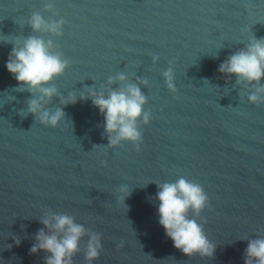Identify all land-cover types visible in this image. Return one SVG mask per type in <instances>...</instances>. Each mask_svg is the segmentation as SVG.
I'll return each instance as SVG.
<instances>
[{"label": "water", "instance_id": "obj_1", "mask_svg": "<svg viewBox=\"0 0 264 264\" xmlns=\"http://www.w3.org/2000/svg\"><path fill=\"white\" fill-rule=\"evenodd\" d=\"M56 21L59 33L46 26ZM30 36L67 61L42 85L55 88L50 97L5 68ZM261 38L264 0H0V264H46L51 253L30 248L58 214L84 228L71 264H244L248 241L264 238V78L218 69ZM129 85L146 97L141 136L111 145L92 94ZM57 109L56 125L41 121ZM180 177L207 194L187 215L212 255L183 253L159 224L158 186ZM94 234L101 247L89 260Z\"/></svg>", "mask_w": 264, "mask_h": 264}, {"label": "clouds", "instance_id": "obj_2", "mask_svg": "<svg viewBox=\"0 0 264 264\" xmlns=\"http://www.w3.org/2000/svg\"><path fill=\"white\" fill-rule=\"evenodd\" d=\"M62 23L56 21L46 26L49 31L59 33ZM31 24L34 30H38L45 21L38 13H34ZM51 43L30 36L22 45L12 47L9 58L5 61V68L17 82L26 84L29 90L38 89L43 96L48 97L55 92V88L42 85L50 81L53 76L62 73L67 64L60 55L50 52ZM218 70L235 74L238 80L259 81L264 78V38L253 39L245 49L232 53L219 65ZM165 75L168 77V87L172 88L171 76L169 73ZM120 79H124V76L121 75ZM257 91H264V88ZM92 95H94L93 103L104 114L105 130L115 133L114 136L109 137L111 145L117 144L121 139L133 141L140 139L141 133L135 121L142 114V105L146 97L138 86L129 85L126 91H112L107 97L102 94ZM74 99L69 97L65 102ZM257 99L255 93L249 95V100ZM39 109L40 103L37 99L29 102V111L36 113ZM62 115V109H57L51 114L43 111L40 112V119L54 126ZM143 119L145 122L148 121V113H143ZM158 187L156 199L159 201L157 206L159 224L163 227L165 235L172 240L173 246L187 255L193 253L202 256L212 255L214 245L207 239L202 225L187 215L190 208L198 213L206 206L208 197L202 187L184 177H180L175 182H164ZM122 191L127 194L128 190L124 188ZM43 224L54 231L46 233L43 229L39 230L36 234L37 243L31 246L30 251L43 249L51 253L46 257V264H71V255L77 250L79 239L84 232L83 225L75 223L72 217L63 214L54 215L51 221L46 218ZM100 247L98 235L90 236L86 258L91 260L97 257ZM244 264H264V238L248 241Z\"/></svg>", "mask_w": 264, "mask_h": 264}]
</instances>
